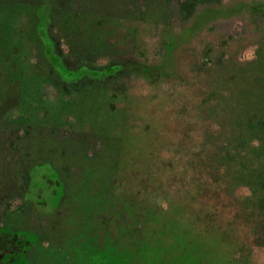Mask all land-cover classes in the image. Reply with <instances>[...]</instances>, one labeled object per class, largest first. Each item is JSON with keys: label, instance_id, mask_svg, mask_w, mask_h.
Masks as SVG:
<instances>
[{"label": "rangeland", "instance_id": "374dc122", "mask_svg": "<svg viewBox=\"0 0 264 264\" xmlns=\"http://www.w3.org/2000/svg\"><path fill=\"white\" fill-rule=\"evenodd\" d=\"M251 1L264 3L225 0L229 17L196 32L54 13L49 35L71 67H127L67 84L35 35L48 4L0 0V212L15 210L0 223L25 232L30 264H264L238 213L241 192L198 177L193 159L212 111L223 129L227 108L264 111V16ZM50 164L63 183L55 209L36 190L11 200L26 170L50 176ZM107 168L113 177L94 196V173ZM132 195L159 212L94 213L96 198L114 208Z\"/></svg>", "mask_w": 264, "mask_h": 264}, {"label": "trees", "instance_id": "16d2710c", "mask_svg": "<svg viewBox=\"0 0 264 264\" xmlns=\"http://www.w3.org/2000/svg\"><path fill=\"white\" fill-rule=\"evenodd\" d=\"M60 1L66 3L63 9L55 5ZM224 1L43 0L44 4H48L46 24L43 27L40 17L36 15L35 35L43 47L45 59L61 81L67 84H75L85 78L91 81L102 80L113 74L123 73L127 67L113 65L110 68L95 71L88 68L89 66L84 61L78 63L76 67H71V63L66 61L62 54L57 51L59 48L49 35L51 30L50 23L53 20L54 13L59 14L64 12L63 14L69 18L68 22L73 23L78 20L80 15H84L90 19L95 16L101 22L97 23L99 25L103 23L107 24L105 20L120 18V20L129 21L132 27L134 26L133 23L141 22L153 27L179 28L188 30L189 32H196L199 29L197 27L199 23L214 24L218 19L229 17V9H222ZM232 1L238 2L239 0ZM250 4V10L248 11L252 10L254 15L260 13L259 15L264 16V3L259 2L254 5V2L251 1ZM42 6L38 9L42 8ZM87 6L91 7L90 9H94V12L88 10ZM245 9H248V7L246 6ZM95 32L96 30H94ZM69 47L70 45H68ZM205 63H209V61L205 60ZM249 105L251 104L247 105L243 103L238 112L232 108H227L226 119L223 122L225 125L224 129L221 125L222 121L217 120L212 111L213 118L207 121L209 122V127L205 128V134L194 144L193 159L198 164L197 167H199L200 174L199 176L197 175L198 177H210L215 182H221V190H228L233 193L236 190L241 192L236 199L239 209L238 213H242V215L246 214V216H243V221L245 224L247 222L246 225L250 224L252 230L250 232L251 243L261 248L264 247V111L259 112L257 107L250 108ZM252 107L254 106L252 105ZM11 143V146L15 147L14 142L11 141ZM96 156H94V161L96 160ZM20 158L22 159L23 156L20 155ZM39 162L47 163L46 161ZM49 167L51 171L50 176H41L38 171L30 172V170H26L27 176L19 184L18 197L24 200V193L31 185L34 188L41 189L46 182H51L52 184L58 183V190L52 200V208L55 209L62 197L63 183L51 164ZM110 170L111 168H107L108 174L106 177L104 172L103 175H100L102 171H99L101 173H94V179H96V176H100L99 181H101V183L97 184L98 186L95 187L94 185V196H98L97 191L101 190L104 183L109 182L113 177V171L110 172ZM202 187L204 186L197 187V192H200V188ZM105 191L109 193L107 189ZM95 200L97 205H94V213H129V207L135 213L148 214L159 212L156 206L150 208L143 205L135 195H132V200L128 202L119 201L114 208V204L110 203L112 202L110 201L111 198L105 201L106 204L104 205H101V202H104V200L98 198ZM23 206L25 205L23 204ZM52 210L50 211L53 212ZM7 215L9 214L7 213ZM139 226H143V224ZM29 260V255L26 254L16 264H30ZM71 260L73 261V256L69 260L72 263Z\"/></svg>", "mask_w": 264, "mask_h": 264}, {"label": "flooded vegetation", "instance_id": "af4514ba", "mask_svg": "<svg viewBox=\"0 0 264 264\" xmlns=\"http://www.w3.org/2000/svg\"><path fill=\"white\" fill-rule=\"evenodd\" d=\"M7 148V150H10L12 154H18L19 149L17 147L10 146ZM19 184L10 192L8 189H6L10 193L9 197H11V200L18 198ZM58 187V183L52 184L51 182H46L44 184V187L41 189L34 188L33 185H31L28 189H26V192L24 193L23 202L25 203L26 201H28V197L31 196L32 190H36L42 197L53 198L58 190ZM0 213H15V210L8 211V209L6 208ZM8 216H10V214L6 217ZM24 233V231L15 228L12 223L8 222V219H5V221L0 223V264H16V262L20 258H24L26 254H29L28 251L30 247L28 246L30 244H26L27 240L26 238H23L26 237Z\"/></svg>", "mask_w": 264, "mask_h": 264}]
</instances>
